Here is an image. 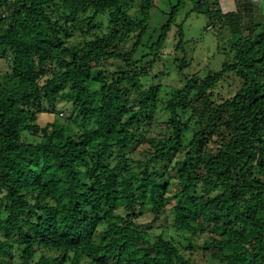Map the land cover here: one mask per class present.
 Masks as SVG:
<instances>
[{
  "label": "trees",
  "instance_id": "1",
  "mask_svg": "<svg viewBox=\"0 0 264 264\" xmlns=\"http://www.w3.org/2000/svg\"><path fill=\"white\" fill-rule=\"evenodd\" d=\"M191 2L184 18L202 12L207 27L229 32L217 45L226 57L162 98L159 83L142 81L182 0L142 64L134 55L153 0H141L137 15L135 0H0L8 67L0 73V263L14 245L21 264H192L198 249L205 264H264V21L244 23L218 0ZM101 15L107 33L69 40ZM176 26L183 49V21ZM107 58L122 64L109 70ZM186 64L176 59L179 71ZM59 100L92 124L70 131L38 122ZM159 106L164 130L147 134L142 124ZM140 144L145 156L134 168ZM157 221L162 229L151 233ZM42 249L56 254L32 261Z\"/></svg>",
  "mask_w": 264,
  "mask_h": 264
},
{
  "label": "rangeland",
  "instance_id": "2",
  "mask_svg": "<svg viewBox=\"0 0 264 264\" xmlns=\"http://www.w3.org/2000/svg\"><path fill=\"white\" fill-rule=\"evenodd\" d=\"M141 0H135L134 6L129 10L131 15L138 14V5ZM183 5L178 10L176 15V21L172 24L170 31L168 32L167 38L161 47L159 57L153 64V66L148 70L150 74L149 77L144 79L142 82L149 84L150 82L160 84L159 96L166 98L170 95L173 90L180 87L185 80V76H189L192 73H196L198 76H204L209 69H216L220 66L221 62L225 59L226 55L217 49L218 43H222L223 36L229 35V32L224 29L221 31L219 29V22L213 27H207V16L202 12L192 11L184 18L185 12L189 10L192 5V0H182ZM264 1V0H260ZM176 0H153V6L149 10V19H148V29L143 36V44L139 47L137 52L134 55L135 60H140V64L147 61L150 56L147 55L143 57V54L147 53L148 45L155 39L159 32L160 25L166 20L168 16V11L171 8V5L174 4ZM218 3L223 11L234 9V7H240L242 3H237L233 0H218ZM214 7L213 4H211ZM239 9V8H238ZM242 11V10H241ZM244 13V10H243ZM184 19V20H183ZM183 21V33H184V43L183 49L176 48L177 35H176V23ZM252 21L250 14H243V22L249 23ZM109 23L106 19V16H98L94 22V25L91 27L84 26V30L75 31L70 37L69 40L72 42H77L82 37L91 38L96 34H105L109 31ZM224 34V35H223ZM182 56L185 57L186 65L183 66L182 71H179L176 66V59H180ZM175 61V62H174ZM118 64H122L120 60L113 59H103L102 66L113 70L117 68ZM178 64V62H177ZM7 64L4 57H0V73L4 74L7 70ZM233 82V83H232ZM232 82L225 83L223 85V90L227 93V90H231L236 82L235 79H232ZM131 99L135 98V94L132 92L130 94ZM133 102V101H132ZM159 111L156 113L155 119L148 121L150 123H143V127L150 128L147 131V134L158 133L164 130V124L161 119L165 118L167 112L162 109V106H159ZM37 121L40 123H45L47 121H52L55 125H63L67 127L70 131H76L81 124L91 125L92 120H81L79 116L75 115V111L69 102L66 100H59L57 103V112H45L37 114ZM189 135V130L186 131ZM132 167H136L138 164L137 160H142L144 158L143 145H137L134 147L131 152ZM140 163H142L140 161ZM140 166V165H139ZM171 188L178 187L174 185L176 181L171 180ZM173 191V190H172ZM170 191V193H172ZM167 211L169 213L170 204H167ZM153 214L150 211H145L139 217V219L146 223L150 221ZM164 221V216L162 220ZM102 226H100L101 228ZM148 230L151 233H158L162 229L160 222H154L150 224ZM153 235V234H152ZM5 236L0 231V238ZM13 239L10 238V241ZM200 241V240H199ZM13 256L7 255L4 258V262L0 264H21L20 258L17 256V248L13 245ZM55 255V251L42 249L41 251L36 252L32 261H36L40 255ZM9 256V257H8ZM192 264H205V257L203 256V251L198 249L195 253L191 254ZM83 264H87L84 262Z\"/></svg>",
  "mask_w": 264,
  "mask_h": 264
},
{
  "label": "crops",
  "instance_id": "3",
  "mask_svg": "<svg viewBox=\"0 0 264 264\" xmlns=\"http://www.w3.org/2000/svg\"><path fill=\"white\" fill-rule=\"evenodd\" d=\"M233 1H237V3L240 2L242 3V1H244L242 6L240 7L237 6L234 7V9H231L236 11L239 15H241L242 19H243V14L247 13L248 15L250 14V18L254 23L264 21V1H260V0H233Z\"/></svg>",
  "mask_w": 264,
  "mask_h": 264
}]
</instances>
